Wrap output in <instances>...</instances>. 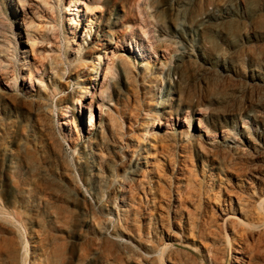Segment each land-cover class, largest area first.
<instances>
[{
    "label": "rangeland",
    "instance_id": "374dc122",
    "mask_svg": "<svg viewBox=\"0 0 264 264\" xmlns=\"http://www.w3.org/2000/svg\"><path fill=\"white\" fill-rule=\"evenodd\" d=\"M69 1L0 0V264H264V0Z\"/></svg>",
    "mask_w": 264,
    "mask_h": 264
},
{
    "label": "bare ground",
    "instance_id": "6f19581e",
    "mask_svg": "<svg viewBox=\"0 0 264 264\" xmlns=\"http://www.w3.org/2000/svg\"><path fill=\"white\" fill-rule=\"evenodd\" d=\"M59 2V1H58ZM76 2H77V0H70L69 1V4L68 5H65L64 6V8H65V12H67V14L69 15V20L70 21H72V22H74V20H75V16H77V17H79L80 18V16H79V9L76 7ZM182 2H178L177 3V7H179V5L181 4ZM186 3V2H185ZM172 4V3H171ZM184 4V3H183ZM182 5V4H181ZM180 5V6H181ZM232 10V9H231ZM236 15H237V13L234 11V9L232 10ZM241 13V12H240ZM246 12L244 11V16H246V14H245ZM223 14H225V15H223ZM221 16H219L218 14H215V15H217V16H219V18L220 19H226V18H228V16H227V12L226 13H223ZM241 15H242V13H241ZM204 22H207V20H204ZM177 30V29H176ZM178 32V31H177ZM179 32H180V30H179ZM179 32H178V35L179 36H181V38H183V34H181L182 32H180V34H179ZM109 37H108V39H107V42H109V43H111L112 42V40H113V37H114V35L113 34H110L109 33ZM27 39H28V41H30V38L27 36ZM101 49H99L98 50V52L100 51ZM189 50V49H188ZM187 53H189V52H187V51H183L182 53H180V55H179V57H177V61L179 60V58L182 56V55H184V54H187ZM99 57V56H98ZM226 71V70H225ZM256 71L258 72V74H255L254 76H255V78L256 79H258L259 81H264V69H260V70H257L256 69ZM171 70L169 71H167V73H166V76L167 77H169V75L171 74ZM173 81V80H172ZM167 83H169V86L171 87V88H173V91H172V93L175 95L176 94V91H175V87H174V83L173 82H171V81H169V79H167ZM82 86H80V92H82ZM78 91V92H79ZM76 94H79V93H76ZM74 98H76L75 96L74 97H67L66 98V101H68L69 103H71L72 102V100L74 99ZM168 96H167V99H165V100H163V101H161L160 102V104L162 105V104H165V103H167L168 102ZM77 100V99H76ZM72 104V103H71ZM183 110H182V108L181 109H179V112H182ZM191 111V110H190ZM162 113H167V112H165V111H161ZM188 113V111L187 110H185V113ZM162 113L160 114V113H156V117L154 116V117H151V120H152V123H154V120L155 119H158L159 117H161L162 116ZM158 116V117H157ZM240 116V119H241V121H245V119H249L250 121H253V123H255L256 124V129H258V128H260L261 129V132H259V133H257V132H254V134L257 136V138L258 139H260V141H262L263 143H264V120L263 119H260L258 116H257V113H255V112H253L252 110H249V111H246V112H244V114L243 115H239ZM262 117V116H261ZM163 118H166V117H163ZM169 118V117H168ZM259 118V119H258ZM167 119V118H166ZM245 123V122H244ZM247 131V130H246ZM249 131V130H248ZM247 131V132H248ZM91 142H89V143H87V144H84L83 145V148H89V147H91L89 144H90ZM257 147H261V145H258L257 144ZM260 150V149H259ZM258 151V150H257ZM136 161V160H135ZM137 162H131V160H129L128 161V164H127V169L129 170L127 173H128V175L127 176H124L123 177V181L121 182V183H118L119 184V187L117 188L118 190H116V192H118V194L119 195H121V193H122V191L123 190H125L124 188H125V186H126V184H128L127 182H129L130 180H131V182H132V178L131 177H133L134 175H136L137 174V164H136ZM130 185V184H129ZM125 192V191H124ZM116 201V200H115Z\"/></svg>",
    "mask_w": 264,
    "mask_h": 264
}]
</instances>
